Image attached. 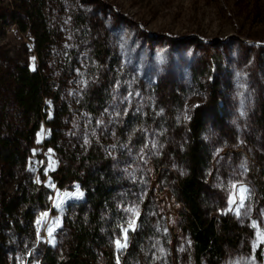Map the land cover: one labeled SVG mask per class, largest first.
<instances>
[{"label": "trees", "instance_id": "trees-1", "mask_svg": "<svg viewBox=\"0 0 264 264\" xmlns=\"http://www.w3.org/2000/svg\"><path fill=\"white\" fill-rule=\"evenodd\" d=\"M13 3L9 18L32 38L37 66L31 68L20 53L10 58L0 47V264H14V258L31 247L39 250L40 264H115L113 242L127 227L121 192L130 181L122 162L138 148L146 152L156 135L171 138L182 169L178 184L187 211L179 213V229L189 242L191 264H202L203 256L210 264L219 262L222 243L248 250L253 235L227 216V199L208 183L206 167L228 140L235 139L247 154V174L264 206V97L257 108L248 109L247 128L239 129L226 116L209 126L197 109L192 114L185 111L194 77L191 83L154 85L132 78L120 66L116 48L104 32V17L94 10L82 13L78 7L88 1ZM64 12L66 25L79 35L73 44L90 54L82 74L84 87L72 108L61 96L66 65L58 41L66 33ZM76 50L67 46L68 57ZM261 78L264 81V69ZM211 84L216 92L215 78ZM110 89L115 92L109 93ZM126 93L132 99L129 107L120 97ZM46 99L53 105L51 115ZM44 125L48 129L42 145L51 148L59 162L57 187L83 191L82 199L67 201L57 241L46 246L35 240L33 220L37 212L49 209L51 190L38 185L26 167L35 136ZM129 234L119 264H165L169 231L155 198L146 200ZM255 256L264 257V242Z\"/></svg>", "mask_w": 264, "mask_h": 264}, {"label": "rangeland", "instance_id": "rangeland-1", "mask_svg": "<svg viewBox=\"0 0 264 264\" xmlns=\"http://www.w3.org/2000/svg\"><path fill=\"white\" fill-rule=\"evenodd\" d=\"M67 1L75 3L82 0ZM84 1L89 4H78L83 9L82 13L94 10L104 17L103 24L107 27L104 32L116 48L120 66L128 69L132 78L154 85L159 81L191 83L194 77V90L187 96L186 112L192 114L197 109L204 114L209 126L215 119L226 116L239 129L247 128L248 109L257 108V101L264 97V81L261 78L264 69V0ZM13 2L0 0V47L12 59L20 53V59L27 60L30 67L35 68L37 60L32 52V38L20 32L9 18ZM3 14L6 16H1ZM62 17L66 33L58 41V53L64 59L66 72L61 96L72 108L74 99L84 87L82 74L89 66L90 54L87 48L79 49L80 44H73L79 35L66 25L67 12ZM67 46L77 49L69 57ZM211 78L217 81L216 92L212 91L215 85L211 84ZM113 91L110 89L109 93ZM120 97L127 101L128 107L132 104L127 93ZM120 97L114 94L115 100L121 101ZM46 101L51 115L53 105L49 99ZM78 121L81 122L82 117L78 116ZM47 129L42 126L35 136L26 163V167L34 173V181L51 190L49 209L37 212L33 220L35 240L45 246L54 245L57 241L67 201L83 198V191L78 187L64 190L57 187L55 177L59 162L54 151L42 145ZM247 158L246 152L238 148V142L231 139L207 163V181L214 189L222 191V196L227 199L224 208L227 216L233 217L253 235L248 250L241 245L222 243V256L215 264H264V257L255 256L264 242V206H261L252 179L247 174ZM122 169L130 181L121 192L126 228L133 219L136 228L146 200L155 198L165 215L169 231V242L164 248L165 264H191L189 242L179 229V213L187 211V205L178 184L182 169L171 138L161 135L151 137L146 152L139 148L131 152L123 159ZM241 186L249 191L244 207L237 215ZM230 198L235 200L231 206ZM132 208L137 209L138 216L128 211ZM50 228L53 229L51 236ZM124 235L123 231L113 242L115 264H119V258L126 249L116 247L117 240L125 243ZM254 243L257 244L255 248ZM40 257L39 250L31 247L16 256L14 264H40ZM202 264H210L204 256Z\"/></svg>", "mask_w": 264, "mask_h": 264}, {"label": "snow or ice", "instance_id": "snow-or-ice-1", "mask_svg": "<svg viewBox=\"0 0 264 264\" xmlns=\"http://www.w3.org/2000/svg\"><path fill=\"white\" fill-rule=\"evenodd\" d=\"M232 188L235 189V188H236V185L233 184V185H232ZM248 191H249V190H248L246 187L241 186V187L239 188L240 200H239V204L237 205V212H236L237 215H240L239 209L244 207V201L248 198V197H247V193H248ZM234 203H235L234 198H230V199H229V205L231 206V205L234 204ZM229 210H231V208H230ZM128 211L133 212V213H134L135 215H137V216L139 215L137 209H135V208L128 209ZM135 224H136V221L133 219V220L130 221V223H129V228L124 229V233H125V235H124V240H125V243H121L120 240H117V241H116V247H117L118 249H122V248H126V247H127V243H126V241H127V232L129 231V229H133V230H134V228H135ZM254 226H255V222H254ZM52 231H53V229L50 228V229H49V235H50V236H51V234H52ZM256 246H257V244L254 243L253 247L255 248Z\"/></svg>", "mask_w": 264, "mask_h": 264}]
</instances>
